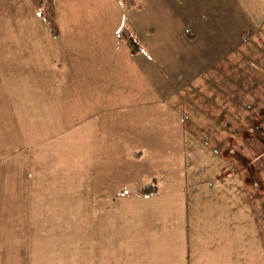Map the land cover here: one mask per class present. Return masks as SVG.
I'll return each instance as SVG.
<instances>
[{"label":"crops","instance_id":"1","mask_svg":"<svg viewBox=\"0 0 264 264\" xmlns=\"http://www.w3.org/2000/svg\"><path fill=\"white\" fill-rule=\"evenodd\" d=\"M58 2L53 0L55 17ZM56 27V35L49 30L43 35L58 38L60 28ZM146 32L152 31L147 28ZM251 35L252 32L245 37L241 53L255 59L247 58L245 68L229 63L208 66L219 80L213 79L209 85L212 89L216 85L225 99L220 118L236 121L235 126L234 121L221 128L216 124L221 144L212 150L219 162L210 161L206 169H194L188 163L194 160L188 159L184 144L185 110L189 109L188 119L194 124L219 118L216 106L207 108L201 70L193 76H183L172 65H162L157 59L154 69L151 52L146 54L148 59H142V45L141 51L132 54L124 42L127 59L132 62L136 58L137 64L123 69L119 64L108 65L107 70L95 65L91 79L82 81L81 86V100L86 104V116L82 118L88 121L82 136L92 142L85 143L87 151H101V155L105 150L118 152L107 159L113 169V176L108 178L116 182L103 187L98 174L95 191L57 197L1 191L0 264L245 263L242 258L233 262L232 222L226 208L235 195L227 187L226 178L234 174L238 182L245 184L246 178L241 179V175L248 168L242 158L226 155V150L238 147L247 156L255 153L249 157L257 162L264 158L263 132L249 139V132L242 130L253 129L256 121L264 120V63L259 60L264 57V46L257 43L249 48ZM49 49L53 54V47ZM225 73L239 75L236 87L246 96L253 95L248 97L249 105L255 107L253 112L248 106L241 108L246 124L238 123L241 115L234 118L232 108H227L229 94L222 84L230 87L232 83ZM40 83L41 79L32 81V88L35 90ZM2 87L1 83V90ZM187 105L190 107L186 109ZM194 124L187 132L192 137L200 133L194 131ZM220 129L226 133H220ZM104 140L114 147L104 149ZM262 161L257 167L261 169L259 180L264 183ZM149 184L155 186L153 191L138 192ZM244 193L245 190L236 195ZM261 244L264 247V242Z\"/></svg>","mask_w":264,"mask_h":264},{"label":"rangeland","instance_id":"2","mask_svg":"<svg viewBox=\"0 0 264 264\" xmlns=\"http://www.w3.org/2000/svg\"><path fill=\"white\" fill-rule=\"evenodd\" d=\"M136 1L142 3L138 11L128 10L121 0H60L55 11L60 33L52 38L49 33L43 35L48 26L27 0H0V192H25L30 196L49 193L55 197L80 194L96 190L98 174L101 186H113L116 181L108 178L113 176V169L107 159L118 152L105 150L101 155V151H87L86 144L92 142L82 136L88 121L82 118L86 116V104L81 100V86L82 81L91 79L95 65L107 70L108 65L119 64L123 69L137 64L136 58L132 62L127 59L120 38L122 28L129 26L142 45V59H148L147 53L153 55L154 69L157 59L183 76L201 70L207 108L216 106L219 118L194 124L188 119L189 109L185 110V150L188 159L195 162L188 161L194 169H204L210 161L219 162L212 150L221 144L216 124L221 128L234 120L220 118L225 99L216 85L214 89L209 85L218 76L213 77L210 70L214 69L208 66L229 63L245 68L247 58L255 59L242 56V43L252 32L247 46H264V0ZM259 60L264 63L263 56ZM139 63L146 64L142 60ZM238 76L232 73V85L222 87L229 94L227 108H232L234 118L241 115L238 123L246 124L241 108L248 106L253 112L255 107L249 105L248 97L253 95L246 96L236 87ZM38 79L41 83L34 90L32 81ZM193 124L194 131L200 133L192 137L187 132ZM254 124L253 129H242L249 132V139L255 133L264 134V120ZM218 131L226 133L224 129ZM104 146L114 147L106 140ZM233 149L227 147L226 155L242 158L248 168L241 175V179L246 178L245 184L234 174L226 178L227 187L235 195L226 208L232 222L233 262L242 258L243 264H264V183L259 180L261 169L257 167L264 158L257 162L250 158L255 153L247 156L240 148ZM208 170L211 172L210 167ZM244 190L248 194L236 195Z\"/></svg>","mask_w":264,"mask_h":264},{"label":"trees","instance_id":"3","mask_svg":"<svg viewBox=\"0 0 264 264\" xmlns=\"http://www.w3.org/2000/svg\"><path fill=\"white\" fill-rule=\"evenodd\" d=\"M127 7L141 9L142 3L136 0H121ZM32 6L38 10L39 15L43 18L44 22L47 24L48 29L52 35L57 34V27L55 22V13L53 7V0H29ZM120 38L123 40L127 48L132 54L141 51V44L135 38L132 28L129 26L123 27L120 32ZM155 189V186L149 184L141 188L139 193H148Z\"/></svg>","mask_w":264,"mask_h":264}]
</instances>
